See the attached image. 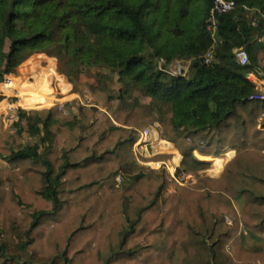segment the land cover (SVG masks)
<instances>
[{
    "label": "trees",
    "instance_id": "1",
    "mask_svg": "<svg viewBox=\"0 0 264 264\" xmlns=\"http://www.w3.org/2000/svg\"><path fill=\"white\" fill-rule=\"evenodd\" d=\"M213 1L0 0V84L45 54L73 93L90 88L94 101L18 108V121L0 133V264H264V248L241 241V230L264 239V99L247 79L264 77V0H231L212 39ZM238 50L247 65L237 63ZM177 60L189 63L184 75L165 70ZM94 68L116 81L100 72L97 87L81 83ZM153 124L193 186L142 165L128 185L116 183L127 168L120 151ZM226 150L235 155L222 173L204 175L210 163L194 153ZM212 161L221 168V158Z\"/></svg>",
    "mask_w": 264,
    "mask_h": 264
},
{
    "label": "rangeland",
    "instance_id": "2",
    "mask_svg": "<svg viewBox=\"0 0 264 264\" xmlns=\"http://www.w3.org/2000/svg\"><path fill=\"white\" fill-rule=\"evenodd\" d=\"M29 60H30V63L24 69L19 70L20 67L23 66L24 64H26ZM160 66H162V65H160ZM180 67L185 68L186 67L185 63H184V61H178L177 60V61H174L172 64L165 66V70L169 71L171 73H176L177 69ZM100 72L111 77L114 82L117 79L116 75L108 73L107 71H104V70H99L97 68H94L91 70H84L81 73L80 82L90 86L91 88L97 87L98 83H97L96 74L100 73ZM12 76L15 78L14 84H16V85H14L13 88H16L15 89L16 92H14L12 94V89L11 90H5L4 88H3V91L9 96H10V94L13 95V96L7 98L8 102H13L16 104L21 100L22 105L24 107H26V109L21 108L24 110L49 109V108L53 107L54 105L64 104L67 102H74L77 105H81L83 107H91L94 103L93 98H92V94H91L92 89L86 88L82 92L81 95L78 93H73L72 84H70L69 81L66 82L65 76L58 72V65H57L56 58L49 57L45 54L32 55L31 57H29L24 63H22L16 69L15 73ZM102 84H105V81ZM85 94H87L90 97V102H89V104L83 105L78 101L76 96H79L80 101H81V100H83V95H85ZM4 98L5 97L0 96L1 100H3ZM29 100H30V102H29ZM142 101H143V103L149 102L148 99H146V100L144 99ZM42 102H48V105L34 106V105H36L38 103H42ZM111 105H112L111 103H108L107 107H111ZM27 108H29V109H27ZM102 110L106 111V109H102ZM7 113H10V111H8ZM155 125H157V124H153L151 127L155 128L156 131H158V133L160 134L158 125L157 126H155ZM159 150L162 151V149H159ZM135 152H134V150L132 151L131 148H129V147H125L120 151L121 160L125 164V166L127 167L126 171H124L125 176H122L121 174H119V176L123 179V182L121 184L116 182L117 184H119L121 186L128 185L130 183V181L127 180L126 177H127V175H129V173L131 171H133L139 165H142L144 167H152V165H147L146 163H144V161L142 159H145V158H143L141 155H139L138 151H135ZM133 153H135L136 156ZM163 153H165V152H163ZM154 154H155V156H157V155L169 156L168 159L164 160V162H166V163H168V160H170L169 162L171 164L170 163L168 164L169 169L172 168V166L174 165L173 164L174 162L171 159V156H174L173 153H168V154H162V153L156 154V153H154ZM149 155L150 156L152 155L151 152ZM232 158H231V160H232ZM197 159H199V158H197ZM229 162L225 163L222 168L215 169V170L210 165L208 170L212 169V171L208 172V170H206L204 172V175H207L211 178L218 177L222 173V171L225 169V167L228 165ZM5 167H6V163L0 158V169L5 168ZM165 170L169 174V176L171 178V182L178 185L179 187H191L196 182V179L193 176L186 175V174L182 173L181 171L177 172L176 171L177 169L175 171H172V170H167L165 168ZM171 174H173L174 177L178 180V183L172 179ZM182 177H183V179L180 180V178H182ZM174 192H175V189L172 187L167 191V194H164V196L168 195V194H173ZM233 205H234V209L236 210L237 214H241V212L244 208L243 201L242 200H235V201H233ZM156 210L159 214L163 213L160 202H158V204L156 205ZM241 241H242V245L244 246V248H246L248 250H259V249L264 248V239L262 237L261 238L253 237L252 235L248 234L245 230H241Z\"/></svg>",
    "mask_w": 264,
    "mask_h": 264
},
{
    "label": "built area",
    "instance_id": "3",
    "mask_svg": "<svg viewBox=\"0 0 264 264\" xmlns=\"http://www.w3.org/2000/svg\"><path fill=\"white\" fill-rule=\"evenodd\" d=\"M235 6L236 5H235L234 1H231V0H214L213 1V6H212V8L209 12V16L206 20V31L211 35L212 39L215 38V34H216V30H217V17L219 15L226 14V13L233 11L235 9ZM242 8L245 11L251 13V9H249L248 7L242 6ZM256 13H258V12L256 11ZM249 20H250L251 25L254 26L255 21H256V17L251 14L249 17ZM261 39L264 42V35L262 36ZM211 60H212V51L208 50L204 55V63L208 65V64H210ZM236 60H237V63L241 66L247 65L248 64V57H247L246 52L244 50H238L236 52ZM184 63H185L186 67L185 68H181V67L178 68L176 73H171L169 71H166V72L171 74V75H174V76L184 75L187 72V69L189 66L188 62L184 61ZM159 64L163 65L164 62L161 61ZM247 79L254 85V87L257 91H259L263 94L259 98L264 99V77H261V76L259 77L253 73H249L247 75ZM14 80H15V78L12 75H8L4 78V80L2 82V86L10 87L12 85V83L14 82ZM77 99L83 105L89 104V102H90V97L87 94L83 95V100L80 101L79 96ZM59 105H61V104H59ZM17 121H18V115H17L16 111L6 113L5 117L3 118V126L5 129L11 128L14 125V123H16ZM155 141L156 142L158 141L159 143L161 142V140H159L158 138H155V139L153 138L152 127H149V128L144 129L140 133V136H139L138 140L136 141V143L133 145V148L136 149L140 146L151 145V143L155 142ZM152 166H153V168L162 167V165L160 163H154V165H152ZM171 177L175 182L178 183V180L174 177L173 174H171ZM181 179H183V177L180 178V180ZM115 181L117 183L121 184L123 182V179L118 175V176H116ZM226 221L228 223H230V221L228 219H226Z\"/></svg>",
    "mask_w": 264,
    "mask_h": 264
},
{
    "label": "crops",
    "instance_id": "4",
    "mask_svg": "<svg viewBox=\"0 0 264 264\" xmlns=\"http://www.w3.org/2000/svg\"><path fill=\"white\" fill-rule=\"evenodd\" d=\"M16 88H14V90H12V94L14 93V92H16V90H15ZM69 90V89H68ZM74 95V94H73ZM0 96H2V97H5L3 100H1L0 101V133L2 132V131H4L5 130V128H4V126H3V118H4V116H5V114L8 112V111H10V112H15L18 108H25L26 109V107H22L21 105H20V101L18 102V103H13V102H8V97H11V96H13V95H11L10 94V96L9 95H7L4 91H3V89H2V83L0 84ZM77 98H78V96H76ZM27 109H29V108H27ZM155 126H157V125H155ZM152 130H153V138L155 139V138H158L159 140H160V138H159V133H158V131H156V129L155 128H153L152 127ZM136 143V142H135ZM134 143V144H135ZM159 149H162V151L161 150H159ZM131 150L133 151L134 150V152L135 151H138L139 152V155H141L143 158H145V159H148V158H151V157H153V156H155V154L154 153H156V154H158V153H162V154H168V153H173L174 154V156H171V159H172V161L174 162L173 164V166H172V168H170L169 169V161L170 160H168V163H166V162H164V161H159V162H153V161H151V162H144V163H146L147 165H154V163H160L161 165H162V167H165L167 170H172V171H175L176 169V171L177 172H179L180 171V162H181V156L178 154V152L173 148V146H172V144H170V143H168V142H165V141H162L161 140V142L159 143L158 141L156 142H152L151 143V145H147V146H140V147H138V148H136V149H134L133 148V146H132V148H131ZM150 152H151V156L149 155L150 154ZM163 152H165V153H163ZM230 152V153H229ZM136 153V152H135ZM135 153H133L134 155H135ZM229 154V156L227 157V155ZM194 155L197 157V158H199L201 161H206V162H209L210 163V165L214 168V170L215 169H217L216 167H215V165H214V163H213V161H212V158H221L222 160H223V164H222V166H221V168L223 167V165L225 164V163H227V162H229L230 160H231V158L235 155V152L233 151V150H226L224 153H222L220 156H218V157H211V156H201V155H199V154H197V153H194ZM136 156V155H135ZM198 159V160H199ZM171 164V163H170ZM152 168H153V166H152ZM211 172L212 171V169L211 170H208V172Z\"/></svg>",
    "mask_w": 264,
    "mask_h": 264
},
{
    "label": "bare ground",
    "instance_id": "5",
    "mask_svg": "<svg viewBox=\"0 0 264 264\" xmlns=\"http://www.w3.org/2000/svg\"><path fill=\"white\" fill-rule=\"evenodd\" d=\"M13 86H14V82L12 83V85L10 86V87H5V86H3V88L5 89V90H14V88H13Z\"/></svg>",
    "mask_w": 264,
    "mask_h": 264
}]
</instances>
